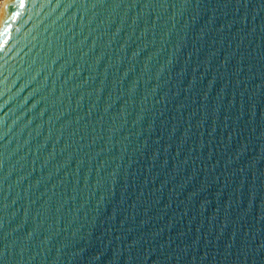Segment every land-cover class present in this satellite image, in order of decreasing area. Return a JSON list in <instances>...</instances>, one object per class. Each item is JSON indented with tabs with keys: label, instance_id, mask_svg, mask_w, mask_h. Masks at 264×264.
Returning a JSON list of instances; mask_svg holds the SVG:
<instances>
[{
	"label": "water",
	"instance_id": "water-1",
	"mask_svg": "<svg viewBox=\"0 0 264 264\" xmlns=\"http://www.w3.org/2000/svg\"><path fill=\"white\" fill-rule=\"evenodd\" d=\"M0 264H264V0H10Z\"/></svg>",
	"mask_w": 264,
	"mask_h": 264
},
{
	"label": "bare ground",
	"instance_id": "bare-ground-1",
	"mask_svg": "<svg viewBox=\"0 0 264 264\" xmlns=\"http://www.w3.org/2000/svg\"><path fill=\"white\" fill-rule=\"evenodd\" d=\"M10 2V0H4V2L2 3V5L0 6V20L6 10V7L8 5V3Z\"/></svg>",
	"mask_w": 264,
	"mask_h": 264
},
{
	"label": "rangeland",
	"instance_id": "rangeland-1",
	"mask_svg": "<svg viewBox=\"0 0 264 264\" xmlns=\"http://www.w3.org/2000/svg\"><path fill=\"white\" fill-rule=\"evenodd\" d=\"M3 2H4V0H0V6L2 5Z\"/></svg>",
	"mask_w": 264,
	"mask_h": 264
}]
</instances>
